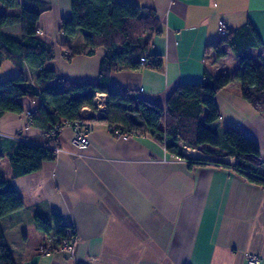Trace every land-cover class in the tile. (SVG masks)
Listing matches in <instances>:
<instances>
[{
	"label": "crops",
	"instance_id": "1",
	"mask_svg": "<svg viewBox=\"0 0 264 264\" xmlns=\"http://www.w3.org/2000/svg\"><path fill=\"white\" fill-rule=\"evenodd\" d=\"M39 1L51 6L39 21L40 36L56 50L47 67L76 83L98 82L106 49L93 48L87 55L92 47L76 35L69 42L82 53L68 60L59 25L70 13V0ZM131 1L155 9L160 18L162 34L150 52L163 56V67L120 69L111 73V81L137 90L142 99L164 105L178 84L201 81L206 67L215 75H233L238 62L229 47H224L226 56L221 59L205 53L206 46L221 36L220 21L227 31L250 21L263 41L262 48L251 50V57L264 62V0ZM19 13V8L8 9L0 2V14ZM0 70V80L18 71L9 60ZM27 74L34 72L27 68ZM216 103L220 118L213 126L221 131L241 128L259 144L264 162V114L242 97L240 84L231 82L217 94ZM22 104L23 113L0 117V180L12 176L9 156L19 138L37 143L46 138L43 129L28 124L26 115L39 100L23 98ZM73 138L72 126L63 127L57 140L63 150L56 159L13 180L24 206L1 222L9 226L22 219L28 231L24 252L14 254L15 264H76L75 259L92 264H248L247 254L259 256L264 264V187L232 169L190 168L144 131L116 137L107 125L96 123L89 147L76 148ZM180 147L192 159L237 163L234 157ZM36 213L58 214L74 227L78 240L72 255L61 250L40 253L48 239L34 224Z\"/></svg>",
	"mask_w": 264,
	"mask_h": 264
},
{
	"label": "trees",
	"instance_id": "2",
	"mask_svg": "<svg viewBox=\"0 0 264 264\" xmlns=\"http://www.w3.org/2000/svg\"><path fill=\"white\" fill-rule=\"evenodd\" d=\"M0 2L8 9H20L19 14H0V66L9 60L18 70L14 76L0 80V117L7 112L23 113V98L39 100L28 124L40 127L46 136L42 143L19 138L9 156L12 176L0 180V264H15L14 254L23 253L28 241L22 219L9 226L1 222L24 206L13 180L56 159L59 132L51 133L56 125L77 123L89 131L90 123H102L116 137L144 131L164 143L171 156L186 160L190 168L232 169L246 181L264 187L259 144L238 126L222 130L221 140L213 126L220 118L216 96L233 81L240 84L242 97L264 114V62L251 57V50L262 48L263 41L250 21L229 29L205 48L206 54L215 53L221 59L226 56L224 47H229L238 62L233 75H215L206 67L201 81L178 84L161 105L142 99L135 89L121 88L111 81L114 71L144 67L143 57L149 61L145 66L156 70L163 67V56L150 52L154 39L162 34L155 9L131 0H70V13L59 25L66 38L61 45L69 53L66 58L71 60L82 53L69 42L76 35L81 36L84 46L92 47L87 55L94 53L93 48L107 51L100 63L98 82L76 83L47 67L55 59L56 50L54 44L40 36L39 21L51 6L39 0ZM27 68L34 72L33 76L27 74ZM97 92L107 94L105 114L84 116L83 107L95 108ZM181 143L212 157H234L237 163L232 166L221 160L189 158L181 152ZM34 224L46 234L47 247L53 251L61 250L66 240H78L74 227L58 214L36 213Z\"/></svg>",
	"mask_w": 264,
	"mask_h": 264
},
{
	"label": "built area",
	"instance_id": "3",
	"mask_svg": "<svg viewBox=\"0 0 264 264\" xmlns=\"http://www.w3.org/2000/svg\"><path fill=\"white\" fill-rule=\"evenodd\" d=\"M219 32H220V35H226L228 32L226 29L225 23L223 21H220ZM141 63L143 66H145V64H148L149 61L146 60L145 57H143L141 59ZM106 102H107V94L103 93V92H97L95 97H94L95 108L92 109L88 106L83 107L81 110V113L84 116H89V115L93 114L94 116L99 117L100 115L105 114ZM26 115L28 116V118H30V116L32 115V111H30V110L27 111ZM65 126H72V128L74 130V138H73L72 143L76 148L84 149V148L89 147V145H90L89 134L92 131V129L94 128L93 124H91V123L89 124V131L86 129H83L77 123L74 125H72L70 123H65ZM62 128H63L62 126L56 125L51 130V133L56 134V133L60 132ZM182 144L183 143H181L180 145H182ZM164 147H165V144H164ZM55 149H56L57 153H59L63 150L59 146L58 147L56 146ZM68 236L73 238L72 233H69ZM76 242L77 241H68V240L64 241L63 246L61 248V251H65L68 254L72 255L74 253V247H75ZM53 252H54L53 249L49 248V247L42 246L40 248V253L43 255H50ZM246 259H247L248 264H260L261 263V258L256 256V255H253V254H247ZM75 260H76V264H92L91 261H82V260H78V259H75Z\"/></svg>",
	"mask_w": 264,
	"mask_h": 264
},
{
	"label": "rangeland",
	"instance_id": "4",
	"mask_svg": "<svg viewBox=\"0 0 264 264\" xmlns=\"http://www.w3.org/2000/svg\"><path fill=\"white\" fill-rule=\"evenodd\" d=\"M80 38H81V36L80 35H78ZM255 61L256 62H259V60L255 57ZM228 67L229 66H231V63H230V61L229 62H227V64H226ZM224 72H228V69H226ZM223 72V73H224ZM0 78H2L1 76H2V71L0 70ZM30 120V118H28V121ZM216 128V130H217V132L219 133V135H220V138H221V140L223 139V137H222V134H223V132L220 130V129H218V127H215ZM190 151H193V150H190ZM259 257V256H258Z\"/></svg>",
	"mask_w": 264,
	"mask_h": 264
}]
</instances>
